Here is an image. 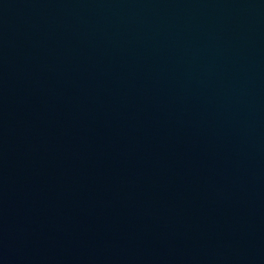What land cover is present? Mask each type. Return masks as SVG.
Returning a JSON list of instances; mask_svg holds the SVG:
<instances>
[{"label": "water", "instance_id": "obj_1", "mask_svg": "<svg viewBox=\"0 0 264 264\" xmlns=\"http://www.w3.org/2000/svg\"><path fill=\"white\" fill-rule=\"evenodd\" d=\"M0 264H264V0H0Z\"/></svg>", "mask_w": 264, "mask_h": 264}]
</instances>
